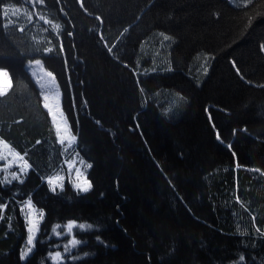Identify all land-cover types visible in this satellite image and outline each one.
Instances as JSON below:
<instances>
[{"label":"trees","instance_id":"trees-1","mask_svg":"<svg viewBox=\"0 0 264 264\" xmlns=\"http://www.w3.org/2000/svg\"><path fill=\"white\" fill-rule=\"evenodd\" d=\"M237 2L0 0V139L31 165L0 184V264H53L69 221L93 227L59 264H264V0ZM34 60L92 165L86 193L45 182L62 155ZM29 196L44 218L21 262Z\"/></svg>","mask_w":264,"mask_h":264},{"label":"snow or ice","instance_id":"snow-or-ice-1","mask_svg":"<svg viewBox=\"0 0 264 264\" xmlns=\"http://www.w3.org/2000/svg\"><path fill=\"white\" fill-rule=\"evenodd\" d=\"M33 2L43 3V0H25V3H33ZM251 2L252 0H247V3H251ZM15 14H16L15 11H13V15ZM2 15L6 18L8 16V12L4 11ZM41 19H43V17H41ZM57 27H59V25H57ZM160 35L164 36L163 33H161ZM164 39L167 40L170 38L167 36H164ZM261 50L264 51V45H261ZM47 51H51V49H48ZM109 51L111 52L112 49L109 48ZM34 63L35 65H41L40 60H35ZM33 75H35V73H33ZM46 75L48 77H52V81L48 85H45L44 83H40V80H42L43 77H40L37 81L38 83H40V87L42 89H46L45 91L42 92L43 101H44L43 107L47 109L49 115L52 116L54 125L56 127L58 142L61 145H64L66 138L61 135L60 126L59 124H56V114L53 112V106L49 102L51 98L59 96L58 86L53 87V85H55V77L53 76L52 72H47ZM11 86L12 84H11L9 71L5 67L0 66V97L7 95V92L11 88ZM141 91H143V89H141ZM70 141L75 142L76 136L72 135L70 137ZM69 147H71V143H69ZM5 150H6V154H5ZM65 151H67V149H65ZM78 155L79 154L77 153V156ZM8 156H11L13 159L9 161ZM25 156H26V153L24 155H21L10 144L5 142L3 139H0V160L6 161L4 167L0 168V171H4L7 173L8 169L12 166V163L14 161L22 162V164L17 165L19 168V172H11L10 173L11 179H9L8 175H5L4 179L0 180V184H3V183L10 184L12 183V181H19L20 183L24 182L22 177L26 176L28 170L31 168V165L25 159ZM67 163H69V168H71L74 161L67 162ZM80 163L84 166L85 171H81L80 168L76 169V179L72 181V186L77 192L86 193L90 191V189L92 188V183L87 178V175H86V169L91 168L92 165L86 164L83 159L80 160ZM46 179H47V183L49 185L50 191L56 192L57 189H59L60 191H63L64 189V176L63 175L57 173L56 175L49 176ZM4 207L6 206L0 204V209H3ZM25 209H27V212L25 214V219L27 221L28 236H27V247L21 252L22 260H24L32 252L35 246V242H36V233L39 231V222L42 221L44 218L43 210L39 211L38 217L36 216L37 209L32 202L31 196H29L28 199L23 202L21 211L24 212ZM61 227L62 226L60 224H56L51 229L52 233H54L56 236H61L65 234L72 235L73 230L76 228L80 229L81 231H87L91 229L93 225L84 224V223L77 224L76 221H69L67 222L66 225L63 226L64 229L66 230L64 233H61L60 231H58V229H60ZM97 239L99 240V237H97ZM81 243H82L81 240H78L75 238V236H73V238L70 239L68 243L64 245V251L71 252L73 248H76ZM85 255H87V253H85ZM49 256L51 260L53 261V264H59V262L63 260L62 254L59 251H56L55 253L50 252ZM72 259L74 260L79 259V257L73 256ZM240 259L243 260L244 258L241 257Z\"/></svg>","mask_w":264,"mask_h":264},{"label":"rangeland","instance_id":"rangeland-1","mask_svg":"<svg viewBox=\"0 0 264 264\" xmlns=\"http://www.w3.org/2000/svg\"><path fill=\"white\" fill-rule=\"evenodd\" d=\"M237 1L238 0H229L230 4H232V5L239 4ZM241 2L242 3L243 2L246 3L247 1L245 2V0H241ZM34 61L26 62L24 64V68L28 72L29 76L33 80V82L36 85V87L38 88V90L40 92V96H41V103H42V106H43L44 101H43L42 92L45 91L46 89H42L40 87V83H44L45 85H48L52 81V77H48L46 75L47 72L43 69L42 65H35ZM33 73H35V75H33ZM40 77H43V79L40 80V83H38L37 81H38V79ZM53 87H56V84L53 85ZM49 102L52 104L53 112L56 114V124H59V126H60L61 135L66 138L64 145H61L58 142V144L60 145V148H61L62 161H61V164L57 167V169L55 170V172L51 176L56 175L57 173L63 175L64 176V182H67L71 186V188H73L72 181H74L76 179V169L80 168L81 171H85V169H84V166L80 163L81 158L79 156H77V153L75 152V142H71L70 141V137L72 135L69 132V130H68L67 126H66V123L64 121V118L62 116V113H61V110H60V104H59V96L51 98ZM45 110L48 113V110L47 109H45ZM48 115H49V113H48ZM49 117H50V120H51V122H52V124H53V126L55 128V131H56V127L54 125L52 116L49 115ZM56 134H57V132H56ZM69 143H71V147H69ZM65 149H67V151H65ZM5 154H6V150H5ZM12 159L13 158L11 156H8V160L9 161H11ZM72 161H74V163L72 164V167L69 168V163H67V162H72ZM5 163H6V161L0 160V168H3ZM18 164H22V162L21 161H14L12 163V166L8 169L7 173L4 172V171H0V180H3L5 175H8L9 179H11V177H10V173L11 172H19V168L17 166ZM86 171H87V169H86ZM12 182H14V181H12ZM15 182H19V181H15ZM45 182H46V184H47V186L49 188V185L47 183V179L45 180ZM3 184H8V183H3ZM57 190H59V189H57ZM23 202L20 203V213H21V217L23 219V222L25 224L26 235H25V239H24V241H23V243H22V245H21V247L19 249V259H20L21 262H23L25 260V259L24 260L21 259V252L27 247V236H28L27 221L25 219V214L27 212V209H25L24 212L21 211ZM38 215H39V210H37V212H36V216L37 217H38ZM76 230H80V229L76 228ZM58 231H60L61 233H64L66 230L62 226L60 229H58ZM52 236L54 238H56V239H60V238L63 239L62 241H60L58 243V245L61 246V251L60 252L62 254V257H63L64 254L69 253V252H65L64 251V245L67 244L68 241L73 238V234L72 235H66L65 234V235H61V236H56L54 233H52Z\"/></svg>","mask_w":264,"mask_h":264}]
</instances>
